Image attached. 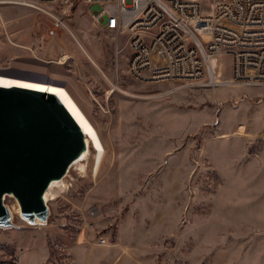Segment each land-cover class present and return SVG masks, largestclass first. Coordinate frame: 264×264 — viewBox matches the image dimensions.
<instances>
[{
  "label": "rangeland",
  "instance_id": "rangeland-1",
  "mask_svg": "<svg viewBox=\"0 0 264 264\" xmlns=\"http://www.w3.org/2000/svg\"><path fill=\"white\" fill-rule=\"evenodd\" d=\"M46 8L0 0V73L67 86L105 153L97 172L92 146L86 172L70 165L47 220L4 196L0 264H264V85L229 81L227 57L214 85L139 81L91 5Z\"/></svg>",
  "mask_w": 264,
  "mask_h": 264
},
{
  "label": "built area",
  "instance_id": "built-area-1",
  "mask_svg": "<svg viewBox=\"0 0 264 264\" xmlns=\"http://www.w3.org/2000/svg\"><path fill=\"white\" fill-rule=\"evenodd\" d=\"M57 1L33 6L49 12L47 5ZM84 1L95 6L99 27L127 35V69L139 81L166 82L171 89L214 85L223 82L221 61L227 57L229 81L264 85V0ZM98 210L94 205L89 211L96 216Z\"/></svg>",
  "mask_w": 264,
  "mask_h": 264
},
{
  "label": "water",
  "instance_id": "water-1",
  "mask_svg": "<svg viewBox=\"0 0 264 264\" xmlns=\"http://www.w3.org/2000/svg\"><path fill=\"white\" fill-rule=\"evenodd\" d=\"M87 147L86 132L57 93L0 84V225L14 223L4 202L9 193L31 222L47 220V188Z\"/></svg>",
  "mask_w": 264,
  "mask_h": 264
},
{
  "label": "bare ground",
  "instance_id": "bare-ground-1",
  "mask_svg": "<svg viewBox=\"0 0 264 264\" xmlns=\"http://www.w3.org/2000/svg\"><path fill=\"white\" fill-rule=\"evenodd\" d=\"M1 1H5V2L15 1L28 5H34L32 2L28 0H1ZM69 57H70L69 53H64L62 54L59 60H56V62L65 63ZM0 84H5V85L20 84V85L32 86L46 91H52L57 93L60 96V98L63 100V102L67 105V107L72 112V114L75 116V118L78 120V122L80 123V125L82 126V128L84 129V131L88 136L87 149L83 151V153L77 159L74 160L72 165H77V167L81 171L86 172L89 168L88 159L92 154V151L90 150V146H92L94 148L93 169L95 170V172H97L105 153V145L103 139L93 120L90 118V116L87 114V112L82 107L80 102L77 100V98L73 95V93L70 91V89L67 86L52 81L23 78V77L4 74V73H0ZM68 187L69 184L67 183L64 177L53 179L45 192L46 200L55 198L61 191L66 190ZM16 211L20 212V206L18 205L16 206ZM39 221L40 219L37 218L36 222Z\"/></svg>",
  "mask_w": 264,
  "mask_h": 264
},
{
  "label": "crops",
  "instance_id": "crops-1",
  "mask_svg": "<svg viewBox=\"0 0 264 264\" xmlns=\"http://www.w3.org/2000/svg\"><path fill=\"white\" fill-rule=\"evenodd\" d=\"M93 7H95V6L91 5V8H92V9H93Z\"/></svg>",
  "mask_w": 264,
  "mask_h": 264
}]
</instances>
